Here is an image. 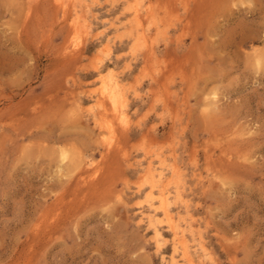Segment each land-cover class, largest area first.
I'll return each instance as SVG.
<instances>
[{"label":"rangeland","instance_id":"rangeland-1","mask_svg":"<svg viewBox=\"0 0 264 264\" xmlns=\"http://www.w3.org/2000/svg\"><path fill=\"white\" fill-rule=\"evenodd\" d=\"M255 53L264 0H0V264H264Z\"/></svg>","mask_w":264,"mask_h":264},{"label":"bare ground","instance_id":"bare-ground-1","mask_svg":"<svg viewBox=\"0 0 264 264\" xmlns=\"http://www.w3.org/2000/svg\"><path fill=\"white\" fill-rule=\"evenodd\" d=\"M61 2H62V1H61ZM74 2H75V1H74ZM57 4H58V3H57ZM72 4H74V3H72ZM57 6H58V5H57ZM59 6H60V5H59ZM73 6H74V5H73ZM62 7H63V6H62ZM64 7H65V6H64ZM66 8H67V7H66ZM70 8H71V7H70ZM70 8H69V10H70ZM63 9H64V8H63ZM58 10H60V8H58ZM64 10H65V9H64ZM64 10H63V11H64ZM69 10H68V11H69ZM62 13H63V12H62ZM82 14H83V13H82ZM64 15H66V14H64ZM83 15H84V14H83ZM118 32H119V31H118ZM119 33H120V32H119ZM119 33H118V34H119ZM121 35H122V34H121ZM122 37H123V36H121V38H122ZM119 38H120V37H119ZM250 44H252V43H250ZM250 46H252V45H249V48H250ZM244 49H245V48H244ZM251 50H253V48H251ZM257 50H258V49H256V52H258ZM246 51H247V50H246ZM246 51H245V52H246ZM253 52H255V51L253 50ZM251 53H252V52H250V54H251ZM257 54H258V53H257ZM257 54L255 53V56L253 55L254 58L257 56ZM252 59H253V58H252ZM255 63H256V65H257L258 67H259V65L262 64V63H263V65H264V58H262V57H260V56H257V58H256V60H255ZM113 70H114V69H113ZM113 70H112V71H113ZM116 74H117V73H116ZM117 75H118V74H117ZM117 75H116V76H117ZM118 76H119V75H118ZM118 76H117V77H118ZM97 78H98V77H97ZM119 79H120V78H119ZM119 79H118V80H119ZM110 81H112V80L110 79ZM121 83H122V82H121ZM108 85H109V84H108ZM115 85H116V84H115ZM122 85H124V84H122ZM123 87H124V86H123ZM108 88H109V90H108V95H109V97L115 102V101L117 100V97H118V96L116 95V92L111 88V86L108 87ZM123 89H124V88H123ZM122 92H123V91H122ZM123 94H124V92H123ZM214 95H216V94H214ZM97 97H98V96H97ZM103 97H104V96H103ZM101 98H102V97H101ZM118 98H120V96H119ZM123 98H124V95H123ZM125 98H126V97H125ZM125 98H124V100L127 99V98H126V99H125ZM98 100H99V99H98ZM104 100H106V98H105ZM124 100H123V101H124ZM100 101H101V100H100ZM100 101H99V102H100ZM106 101H107V100H106ZM119 101H121V100H119ZM216 101H217V100H216ZM102 102H103V101H102ZM100 103H101V102H100ZM105 103H106V102H105ZM122 103H123V102H122ZM210 103H211V104H214V103H215V100L210 101ZM120 104H121V103H120ZM126 104H127V103H126ZM105 105H107V104H105ZM110 105H111V104H110ZM103 106H104V105H103ZM107 106H109V105H107ZM123 106H124V104H123ZM213 106H214V105H213ZM103 108H105V107H103ZM107 109H108V108H107ZM103 110H104V109H103ZM112 110H113V109H112ZM113 114H114V113H113ZM115 118H116V117H115ZM62 158L65 160L66 155H63V157H61V159H62ZM66 159H67V158H66ZM152 159H154V158H152ZM160 160H161V159H160ZM161 162H162V161H161ZM148 163H149V162H148ZM152 163H153V162H152ZM148 165H150V164H148ZM153 165H154V164H153ZM162 165H163V164H162ZM162 165H161V166H162ZM173 165H175V164H173ZM138 166H139V165H138ZM150 166H151V165H150ZM161 166H160V168H161ZM139 167H140V166H139ZM141 167H142V166H141ZM148 167H149V166H148ZM157 167H158V166H157ZM160 168H159V169H160ZM173 168H175V167H173ZM176 168H177V167H176ZM148 169H149V168H148ZM151 169H152V168H150V170H151ZM161 169H162V168H161ZM164 169H165V168H164ZM145 170H147V168H146ZM147 171H148V170H147ZM174 171H175V170H174ZM153 172H154V171H153ZM157 172H159V171H157ZM172 172H173V170H172ZM147 173H148V172H147ZM149 173H151V172H149ZM155 173H156V172H155ZM164 173H165V172H164ZM166 173H167V172H166ZM177 173H178V170H177ZM142 174L145 175V173H142ZM152 174H153V173H152ZM152 174H150V176L148 175L150 181L152 182V184L155 183V181H157V180H158V181H161L162 179H164V178H162L161 173H159L158 176H154L155 174H153V175H152ZM180 174H181V172H180ZM146 175H147V174H146ZM151 175H152V176H151ZM171 176H172V175H171ZM171 176H169V177H171ZM146 177H147V176H146ZM165 177H166V176H165ZM154 178H157V180H155ZM166 178H167V177H166ZM183 178H184V177H183ZM143 179H144V178H142V181H143ZM147 179H148V178H147ZM149 179H148V180H145V182L149 181ZM169 180H170V178H169L167 181H169ZM158 181H157L156 183H158ZM172 181H173V180H172ZM151 182H150V183H151ZM180 182H181V181H180ZM141 183H142V182H141ZM141 183H140V184H141ZM170 183H171V182H170ZM170 183H169V185H170ZM158 184H159V183H158ZM141 185H143V184H141ZM153 185H155V184H153ZM153 185H152V186H153ZM165 185H166V182H165V184H163L162 186H165ZM158 186H159V185H158ZM158 186H156V187H158ZM160 186H161V185H160ZM172 186H173V185H172ZM148 187H149V186H148ZM168 187H169V186H168ZM140 188H141V187H140ZM143 188H144V187H143ZM161 188H162V187H161ZM164 188H165V187H164ZM172 188H173V187H172ZM158 189H160V188H158ZM137 190H138V189H137ZM149 190L151 191V189H149ZM161 190H162V189H161ZM163 190H164V189H163ZM163 190H162V191H163ZM165 190H166V189H165ZM141 191H142V190H141ZM154 191H155V190H154ZM162 191H161V193H163ZM171 191H172V189H171ZM138 192H139V190H138ZM143 192H145V191H143ZM151 192H152V191H151ZM165 193H166V192H165ZM138 194H139V193H138ZM145 194H146V193H145ZM154 194H155V193H154ZM146 195H148V194H146ZM146 195H145V197H146ZM159 195H160V194H159ZM157 196H158V195H157ZM161 196H162V195H161ZM171 196H172V195H171ZM160 198H163V197H160ZM160 198H159V199H160ZM181 198H182V197H181ZM155 199H156V198H155ZM164 199L166 200V198H164ZM146 200H148V199H146ZM146 200H145V201H146ZM158 201H159V200H158ZM139 202H140V201H138V203H139ZM149 202H150V200H149ZM161 202L163 203L162 200H161ZM164 202H165V201H164ZM138 203L136 202V204H138ZM141 203H143V201H142ZM146 203H147V202H146ZM139 204H140V203H139ZM144 204H145V203H144ZM148 204H149V203H148ZM160 204H161V203H160ZM178 204H179V203H178ZM161 205H162V204H161ZM139 206H140V205H139ZM141 206H142V205H141ZM144 206H145V205H144ZM147 206H148V205H147ZM142 207H143V206H142ZM150 207H151V205H150ZM162 207H163V205H162ZM173 207H174V206H172V208H173ZM172 208H170V209H172ZM156 209H157V208H156ZM150 210H151V208H150ZM162 210L165 211L164 213H166V215H167V217H168V216H169V211L167 210V207L164 206ZM162 210H161V211H162ZM146 211H147V210H146ZM161 211H160V212H161ZM138 212H140V211L138 210ZM135 213H136V212H135ZM145 213H146V212H144V214H145ZM147 213H148V212H147ZM175 213H176V212H175ZM132 214H133V213H132ZM138 214H139V213H137L136 215H138ZM140 214H141V213H140ZM148 214H150V213H148ZM170 215H171V214H170ZM172 215H173V213H172ZM172 215H171V217H170V216H169V217L172 218ZM176 215H177V213H176ZM144 216H146V215H144ZM144 216H143V217H144ZM141 217H142V216H141ZM169 217H168V218H169ZM136 218H137V217H136ZM148 218L150 219V221H151V225H152V227H153V231H154V234H155L154 237L158 239L159 237L162 236V233H161L159 227L155 224V222H154V217L150 215V216H148ZM155 218H157V217H155ZM159 218H160V217H159ZM178 218H179V217H178ZM149 219H148V220H149ZM161 220H162V219H161ZM184 220H185V219H184ZM187 221H188V220H187ZM143 222H144V221H143ZM156 222H157V220H156ZM158 222H159V221H158ZM171 222H175V221L172 220ZM192 222H193V221H192ZM159 223H160V222H159ZM180 223H181V222H180ZM139 224H141V223H139ZM149 224H150V223H149ZM162 224H163V223H162ZM168 224H169V223H168ZM185 224H186V223H184V225H185ZM144 225H145V224H144ZM169 225H170V224H169ZM169 225H167V226H169ZM174 225H175V224H174ZM181 225H182V224H181ZM186 225H187V224H186ZM140 226H141V225H140ZM162 226H163V225H162ZM181 227H182V226H181ZM183 227H184V226H183ZM171 228H173L172 225H171ZM174 229H175V228H174ZM171 230H173V229H171ZM186 230H187V228H186ZM146 231H147V230H146ZM173 231H175V230H173ZM173 231H172V232H173ZM187 231H188V230H187ZM147 232H148V231H147ZM179 232H180V231H179ZM152 233H153V232H152ZM174 233H176V231L173 232V234H174ZM181 233H182V232H181ZM181 233H180V234H181ZM184 233H185V232H184ZM154 234H153V235H154ZM173 234H172V235H173ZM178 234H179V233H178ZM182 234H183V233H182ZM182 234H181V235H182ZM188 234H189V231H188ZM190 234H191V233H190ZM183 235H184V234H183ZM185 235H186V234H185ZM174 236H176V235H174ZM171 238L173 239V237H171ZM177 238H178V236H177ZM183 238H184V237H183ZM183 238H182V239H183ZM164 240H165V239H164ZM173 240H174V239H173ZM192 240H193V239H192ZM170 241H171V240H170ZM181 241H182V240H181ZM174 242H175V241H174ZM177 242H178V241H177ZM172 243H173V241H172ZM199 243H200V242H199ZM204 243H205V242H204ZM182 244L186 247V244H187V243H186L185 240H183V241H182ZM189 245H190V243H189ZM163 246H164V245H163ZM174 246H175V245H174ZM177 246H178V245H177ZM205 246H206V245H205ZM172 247H173V245H172ZM193 247H194V246H193ZM193 247H192V248H193ZM170 248H171V247H170ZM174 249H175V251H176V248H174ZM200 249H201V248H200ZM154 250H155V249H154ZM182 250H183V249H182ZM193 250H194V249H193ZM196 250H197V249H196ZM180 251H181V250H180ZM191 251H192V250H191ZM197 251H198V250H197ZM201 251H202V250H201ZM208 251H209V249H208ZM208 251H207V252H208ZM181 252H182V251H181ZM185 252H186V251H185ZM187 252H188V251H187ZM203 252H204V251H203ZM165 253H166V252H165ZM192 253H193V252H192ZM201 253H202V252H201ZM185 254H186V253H185ZM195 254H196V253H195ZM186 255H187V254H186ZM198 255H199V254H198ZM202 255H203V254H202ZM204 255H205V254H204ZM204 255H203V256H204ZM180 256H181V255H180ZM180 256H179V257H180ZM192 256H193V255H192ZM159 257H161V256H159ZM180 258H181V257H180ZM180 258H179V259H180ZM183 258H184V257H183ZM160 259H161V258H160ZM179 259H178V260H179ZM181 259H182V258H181ZM169 260H170V259H169ZM176 260H177V259H174V261H176ZM186 260H187V259H186ZM197 260H199V259H197ZM172 261H173V260H172ZM172 261H171V262H172ZM181 261H183V260H181ZM187 261H189L190 264H196V263L194 262V260L189 256V254H188V260H187ZM200 261H201V260H200ZM213 261H214V260H213ZM169 262H170V261H169ZM172 263H174V262H172ZM186 263H187V262H186ZM205 263H206V262H205ZM212 263H213V262H212ZM162 264H164V263L162 262Z\"/></svg>","mask_w":264,"mask_h":264}]
</instances>
